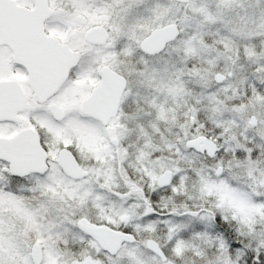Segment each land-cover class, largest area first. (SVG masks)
Masks as SVG:
<instances>
[{
  "label": "snow or ice",
  "instance_id": "6c2138e0",
  "mask_svg": "<svg viewBox=\"0 0 264 264\" xmlns=\"http://www.w3.org/2000/svg\"><path fill=\"white\" fill-rule=\"evenodd\" d=\"M0 264H264V0H0Z\"/></svg>",
  "mask_w": 264,
  "mask_h": 264
}]
</instances>
